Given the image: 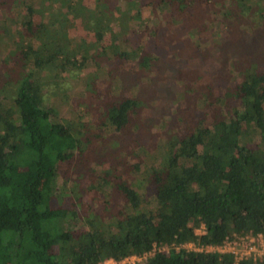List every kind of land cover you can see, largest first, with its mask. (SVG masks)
<instances>
[{"label": "trees", "instance_id": "1", "mask_svg": "<svg viewBox=\"0 0 264 264\" xmlns=\"http://www.w3.org/2000/svg\"><path fill=\"white\" fill-rule=\"evenodd\" d=\"M176 44L196 64L220 59L235 84L219 94L200 64L182 63L209 117L148 148L135 136L168 67L151 48ZM111 134L136 155L118 160ZM85 189L110 213L83 209ZM262 232L264 0H0V264H99L155 245L141 264H236L177 247Z\"/></svg>", "mask_w": 264, "mask_h": 264}, {"label": "rangeland", "instance_id": "2", "mask_svg": "<svg viewBox=\"0 0 264 264\" xmlns=\"http://www.w3.org/2000/svg\"><path fill=\"white\" fill-rule=\"evenodd\" d=\"M231 40L230 34L225 31V33L222 34L221 41L222 43H227ZM204 43V42H202ZM181 44L173 45V50L169 51L168 49L163 48H157L155 45L152 46V50L155 53V55L161 56V65H168L166 67L165 74L162 72L160 78L158 81L155 80V84L157 87H155L154 94L157 98H155L153 95H151L152 100H155L151 105V110L144 111V113L147 115L149 119H152L153 122L148 123L146 128L140 129L142 130V134H136V140L141 141L143 144H147L148 148H153L157 142L159 143L160 139H166V137L170 138L167 135H174L176 137L178 136H186L189 132V127L191 125H194L195 121L201 120L204 118L209 117V115L206 112V110L210 111V107L204 108L205 111H203L201 108L197 110L195 107V93L189 90V87H193L196 84V78L197 74L191 73L193 81H191L190 77H184L185 72L187 71L188 74H190V69L186 68L191 66L193 68V65L196 64L195 62L197 58H193L196 55L188 54V53H178V50H180ZM223 51V48H220V51ZM207 55H210L211 53H207ZM195 60V61H194ZM220 60V59H219ZM219 60L214 59L213 61H210L209 66L205 63V60L201 59V61H198L201 65L200 67H203L202 70L204 72H207L206 76H210L212 79V82H214V90H217L219 94H223L225 90L231 86H234L235 82L230 83V78L226 74V72H221L222 68L219 66ZM185 64L186 66H182L181 64ZM199 64H196V66ZM198 71V69H197ZM200 71V70H199ZM205 76V75H204ZM241 78V77H240ZM204 80V79H203ZM240 80V79H239ZM173 81V82H172ZM148 82V81H147ZM166 88H162L164 85ZM172 82V83H171ZM240 82V81H239ZM140 87L145 88V81L143 79H140ZM171 83V84H170ZM230 83V84H229ZM151 84H148V86ZM197 85V84H196ZM238 85V84H237ZM188 87V88H187ZM154 88V87H152ZM162 88V90H160ZM83 99V98H82ZM146 101H149L147 97H145ZM148 104V103H147ZM195 112V120L193 115L189 116V113ZM193 117V118H192ZM201 117V118H200ZM180 119H183V121H180ZM111 145L115 146L114 150H116L115 154L116 157L120 156L122 153V149H126V153H128L129 156L136 155L135 148L132 144L129 142L128 139L124 138L120 134H111L109 137ZM143 140V141H142ZM132 141V140H131ZM126 142V143H125ZM99 145V144H98ZM101 152L106 153L107 149L104 147ZM99 150V149H98ZM100 157H104L103 166L102 169L107 172H112L111 167L109 168L110 163H115L114 160L107 159L105 160L107 156L100 155ZM88 160L90 159L92 161L95 159L92 157H86ZM109 158V157H108ZM112 158V157H110ZM137 159L142 160L140 158L134 157L132 159V162H141L137 161ZM119 160V157H118ZM94 163V162H93ZM125 163V162H124ZM90 165V164H89ZM96 163L93 164V168H95ZM91 168V167H90ZM84 172H81L80 181H83L85 184V187L88 186L91 188H94V184L91 182V176L90 172H87V175H83ZM99 173V172H98ZM114 175V174H113ZM148 197H150L151 200L154 201L155 198V189L153 188H147L146 190H143ZM76 197L72 198L71 201L68 203L71 206H74ZM83 202V209L87 211H92V209L95 212H100L104 214H109L111 208L109 205H105L103 203V200L100 198L98 194L93 190V192L88 191L85 189L84 195L82 199L80 200ZM66 205L67 207L69 205ZM89 208V209H86Z\"/></svg>", "mask_w": 264, "mask_h": 264}, {"label": "built area", "instance_id": "3", "mask_svg": "<svg viewBox=\"0 0 264 264\" xmlns=\"http://www.w3.org/2000/svg\"><path fill=\"white\" fill-rule=\"evenodd\" d=\"M207 232L206 226L202 225L196 229L197 236H204ZM185 249L192 252L219 253L222 255L233 254L236 264L244 260H253L255 262L264 260V232L258 234H246L244 236H235L233 239H227L222 245L218 246H198L193 242L186 243L177 247V250ZM162 251V247L155 245L153 252L143 255H132L121 261L113 259L103 261L99 264H141L147 261L155 251Z\"/></svg>", "mask_w": 264, "mask_h": 264}]
</instances>
